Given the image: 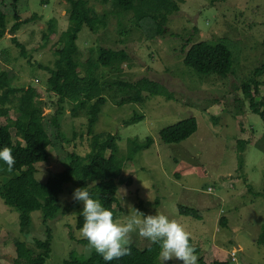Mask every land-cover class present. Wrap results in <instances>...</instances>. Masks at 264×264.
Listing matches in <instances>:
<instances>
[{"label": "rangeland", "instance_id": "obj_1", "mask_svg": "<svg viewBox=\"0 0 264 264\" xmlns=\"http://www.w3.org/2000/svg\"><path fill=\"white\" fill-rule=\"evenodd\" d=\"M18 1V21L22 22L15 35L27 56L23 57L11 40L9 29L16 20L10 0H0L7 28L0 38V70L8 71L14 86L34 88L32 118L44 121L49 134L61 138L48 146V161L37 164L38 177L45 179L62 171L73 151L80 156L89 153L92 135L87 133V114L74 116L72 103L58 102L47 81L46 67H53L54 51L68 26V1ZM173 1L179 8L168 15L165 32L159 34L155 23L134 25L133 11L119 14L110 3L90 0L98 14L107 13L106 25L96 33L84 25L76 39L79 62L83 63L77 69L81 76L94 75L101 83L112 84L146 77L173 95L170 99L153 96L143 102L118 103L122 92H103L106 101L94 133L117 135L120 156L126 153L129 138L153 140L149 148L124 163L122 175L131 183L118 187L121 210L116 219L126 221L135 214L133 209L145 215L164 214L191 234L208 264H264V244L258 242L264 227V125L242 90V82L264 63V0ZM49 25L54 28L52 34ZM219 39L232 53L231 72L225 77L201 75L183 63V50L191 44ZM100 47L128 52L130 58L122 64V72L94 66ZM91 48L90 63H84L88 52L83 51ZM258 80L256 99L264 96V72ZM20 96L21 92L10 97L18 102ZM3 106L7 113L0 116V123L10 124L17 110L10 102ZM135 115L141 118L124 123ZM190 116L198 125L190 137L178 143L161 141L163 127ZM243 140L247 142L240 165L238 143ZM77 188L82 186L76 179L65 184L58 198L59 212L46 223L51 230V251L45 264H63L70 256L87 257L95 251L87 242H80L83 238L76 218L83 203L70 206ZM140 204L144 205L140 208ZM179 204L197 209V215H181ZM44 230L42 212L36 210L31 213L29 228L21 232L18 211L0 199V264H14L15 240L33 245L35 239L45 238ZM29 235L31 242L26 239ZM132 244L142 248L151 243L133 233ZM165 264L182 262L173 259Z\"/></svg>", "mask_w": 264, "mask_h": 264}, {"label": "trees", "instance_id": "obj_2", "mask_svg": "<svg viewBox=\"0 0 264 264\" xmlns=\"http://www.w3.org/2000/svg\"><path fill=\"white\" fill-rule=\"evenodd\" d=\"M68 26L61 33V43L54 53L56 58L53 67H46L49 73L47 79L49 89L55 92L58 102L72 103V114L78 116L81 113L87 114V133L90 138V152L85 156H80L73 151L68 155L69 163L60 172L48 174L45 179H40L41 175L37 169V164L47 162L49 158L48 146L54 141L61 139L59 135L52 137L44 124V121L34 120L32 100L35 95L33 87H16L10 83L8 71L0 70V116L6 115L7 108L3 106L5 102H10L17 110V116L10 124L0 123V150L3 147L12 149L16 163L11 172L7 171V165L0 161V199L7 206L15 209L19 213V227L21 232H25L31 222V213L36 210L42 212V222L45 226V238L35 239L33 245H27L24 241L15 240L16 257L14 264L22 261L28 264H45L51 251V230L47 226V221L55 217L59 212L58 198L63 192L64 186L72 179H76L82 188L87 187L90 196L98 199L101 204L113 212L114 217L121 210L119 199L116 196L118 187L122 184L130 185L131 179H124L122 170L125 162H131L135 155L151 146L153 140L146 137L140 141L137 138L128 139L127 151L123 156L119 155L117 135L111 133H94V126L98 120L99 113L106 98L103 92L109 94L113 89H117L124 94L118 100L123 102H143L144 99L153 96H162L166 99L173 97L162 84L150 80L146 77L136 81L118 80L112 83H101L94 75L81 76L79 67L83 64L79 62V52L76 39L81 28H87L96 33L98 29L106 25L107 13L98 14L93 6L89 5L90 0H67ZM103 4L110 3L119 14L133 11L134 25L142 22L155 23L157 33L165 32L164 27L168 15L178 10V4L173 0H92ZM2 5L4 1H1ZM18 0H10L11 13L16 20L11 25L9 32L13 36L12 42L20 49L19 53L23 57L27 56L24 45L17 39L16 32L20 29L22 21L18 16ZM183 2V0H180ZM52 34L54 28L49 25ZM6 14L0 7V38L6 32ZM184 48V47H183ZM88 52L84 63L88 61L89 54L93 48L84 49ZM183 63L201 75L214 74L225 77L231 72V56L229 47L223 40L198 41L191 44L188 50H183ZM129 54L125 49H113L100 47L94 62V66L109 68L115 72H122V64L129 60ZM264 72V63L255 67L252 73L242 82V90L245 97L249 99L250 108L260 115L264 125V96L259 99L255 95L259 92V76ZM18 102L11 99L12 94L20 93ZM140 115H135L131 119L124 121L125 124L140 119ZM197 121L194 116L181 119L173 124L163 127L160 132V139L163 143H178L190 137L197 129ZM15 137L16 141H14ZM65 140V139H64ZM247 141H239V163L243 161V146ZM108 151V152H107ZM38 173V174H37ZM45 176V175H44ZM80 201H71L70 206H76ZM159 202V198L156 203ZM144 204H140V208ZM83 208V206H82ZM83 210V209H82ZM82 210H79L76 218V227L80 229L83 224ZM181 215H197V209L178 205ZM221 223H225L221 219ZM259 235V244H264V227ZM80 242L86 243L85 239ZM196 248L199 256V264H208L204 257L200 256V248L190 239ZM160 247L158 244H149L139 248L131 245V254L111 262H106L96 253L91 252L87 257L80 255L70 256L63 264H161L158 260ZM211 264H226L222 261H214Z\"/></svg>", "mask_w": 264, "mask_h": 264}, {"label": "clouds", "instance_id": "obj_3", "mask_svg": "<svg viewBox=\"0 0 264 264\" xmlns=\"http://www.w3.org/2000/svg\"><path fill=\"white\" fill-rule=\"evenodd\" d=\"M0 161L7 165L8 172L13 170L16 159L11 148L0 150ZM73 199L83 203L80 236L104 261L111 262L130 255L132 235L136 233L140 238L159 245L161 264L173 259L182 264H198L199 256L190 242L191 234L175 219L158 213L145 215L133 209L135 214L121 222L98 199L90 196L87 187L75 189ZM26 239L31 242L32 238L29 235Z\"/></svg>", "mask_w": 264, "mask_h": 264}]
</instances>
